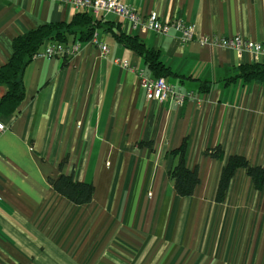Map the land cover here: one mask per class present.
<instances>
[{
    "label": "crops",
    "instance_id": "obj_1",
    "mask_svg": "<svg viewBox=\"0 0 264 264\" xmlns=\"http://www.w3.org/2000/svg\"><path fill=\"white\" fill-rule=\"evenodd\" d=\"M146 18L195 26L183 43L171 29L134 30L101 16L103 56L70 36L81 52L66 60L34 57L24 70V101L0 115V264H264V189L237 169L222 202L217 187L230 156L264 165V84L237 73L251 54L199 39L242 36L264 43V0H123ZM54 0H0V67L16 37L79 12ZM116 32L137 36L171 69L166 81L193 99L149 101L136 70L155 78L144 58ZM116 59L135 68H124ZM6 87L0 85V99ZM199 183L175 190L176 153ZM223 157L216 158V148ZM62 174L91 183L77 205L50 182Z\"/></svg>",
    "mask_w": 264,
    "mask_h": 264
},
{
    "label": "trees",
    "instance_id": "obj_2",
    "mask_svg": "<svg viewBox=\"0 0 264 264\" xmlns=\"http://www.w3.org/2000/svg\"><path fill=\"white\" fill-rule=\"evenodd\" d=\"M110 22L102 23L91 12L83 11L75 15L69 23L45 24L36 29L23 33L14 40V52L11 59L0 67V85L6 87V93L0 99V115L14 114L24 101V70L27 64L36 57L43 48L50 43L68 45L70 36L79 35L82 41H91L95 32L101 27L111 25ZM106 30L108 28L105 27ZM120 42L139 53L154 72L155 78L166 77L171 69L162 61L158 51L144 45L137 36L116 32ZM66 60V59H65ZM238 77L245 82H259L264 84V63L256 62L244 64L239 67ZM186 146L183 145L176 151L179 161L172 176L175 180V190L181 196H191L199 176L196 170L186 166ZM216 158L223 157L222 150L216 148ZM243 168L252 178L256 189H264V165L251 166L242 156H230L222 168L216 199L225 200L230 183L237 169ZM54 189L77 205L87 204L92 200L94 187L91 183L75 182L72 175L62 174L57 178H50Z\"/></svg>",
    "mask_w": 264,
    "mask_h": 264
},
{
    "label": "built area",
    "instance_id": "obj_3",
    "mask_svg": "<svg viewBox=\"0 0 264 264\" xmlns=\"http://www.w3.org/2000/svg\"><path fill=\"white\" fill-rule=\"evenodd\" d=\"M60 4H70L75 9H84L96 18L104 15L112 14L117 18L124 19L134 30L151 29L157 33H168L171 29L181 33L183 43L195 40V26L187 24L181 19L171 21L161 20L156 12H152L146 18L142 17L137 9L132 5L126 4L123 0H54ZM91 43L101 49L103 56H107L110 52L108 45L100 39L99 33L96 31L91 39ZM202 45L215 43L220 46L235 50L239 55L251 54L256 61L264 57V43L247 40L242 36H234L217 38L211 36H203L199 39ZM81 47L79 44L65 45L50 43L47 44L37 56L47 58H59L65 60L73 55L79 54ZM117 64H121L124 68L134 70L129 62L116 59ZM140 84L146 92L147 100H156L164 102L167 99H173L177 104L182 105L187 100L193 99L192 92H182L175 85L170 84L164 77L151 78L148 77L144 69L136 70ZM5 125L0 122V133L5 131Z\"/></svg>",
    "mask_w": 264,
    "mask_h": 264
}]
</instances>
